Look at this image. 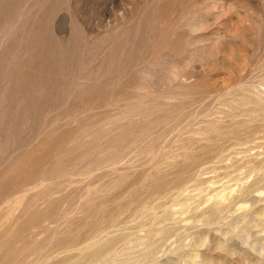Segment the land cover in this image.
<instances>
[{"label":"rangeland","instance_id":"1","mask_svg":"<svg viewBox=\"0 0 264 264\" xmlns=\"http://www.w3.org/2000/svg\"><path fill=\"white\" fill-rule=\"evenodd\" d=\"M161 1L0 0V264H264V0Z\"/></svg>","mask_w":264,"mask_h":264},{"label":"bare ground","instance_id":"2","mask_svg":"<svg viewBox=\"0 0 264 264\" xmlns=\"http://www.w3.org/2000/svg\"><path fill=\"white\" fill-rule=\"evenodd\" d=\"M161 2H164V0L163 1H161ZM146 5V4H145ZM165 5V4H164ZM143 9V8H142ZM145 11V10H144ZM175 13V12H174ZM168 16H170V15H168ZM172 16V15H171ZM142 17V16H141ZM164 18V17H163ZM171 18V17H170ZM167 18H164V19H162V21H160L159 23L161 24L160 25V27L164 30L165 29V27H167V23H166V20ZM169 21H171L170 19H169ZM137 22V21H136ZM129 23V22H128ZM132 23V22H131ZM158 23V22H157ZM242 23H243V19H241V18H238V20L236 21V25H235V28H239L240 26H242ZM156 26V25H155ZM157 27V26H156ZM168 27H170L171 28V26H168ZM167 27V28H168ZM242 28H244V27H242ZM161 29V30H162ZM130 30V29H129ZM160 30V29H159ZM171 32V31H170ZM238 32V31H237ZM236 31H234L233 33H237ZM129 35V34H128ZM165 35V34H164ZM234 34H232V36H233ZM237 36V35H236ZM162 37V36H161ZM228 55H233V58H236V57H234V53H232V51H228V53H227ZM237 55H239V54H237ZM239 62H241L242 64H240V66H242L244 63H245V60H246V58H245V55L243 54V55H240L239 56V59L238 58H236ZM234 60V59H233ZM242 68V67H241ZM230 78V77H229ZM229 78H222L221 79V83H223V85H225V84H227L228 83V80H229ZM219 82V81H218ZM217 84H219V83H217ZM170 99V98H169Z\"/></svg>","mask_w":264,"mask_h":264}]
</instances>
